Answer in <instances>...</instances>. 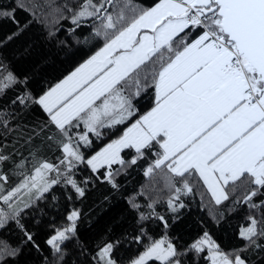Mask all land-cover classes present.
I'll use <instances>...</instances> for the list:
<instances>
[{
	"label": "snow or ice",
	"instance_id": "6c2138e0",
	"mask_svg": "<svg viewBox=\"0 0 264 264\" xmlns=\"http://www.w3.org/2000/svg\"><path fill=\"white\" fill-rule=\"evenodd\" d=\"M16 7L26 6L17 0ZM38 7L39 3L31 5ZM64 7L76 28L89 18L99 20V26L93 21V35L102 36L104 43L34 101L55 126L56 134L48 139L62 147L63 158L54 164L38 159L33 152L31 170L18 173L23 178L16 186L6 191L0 183V228L11 219L23 229L21 214L61 178L84 196V188L71 175L77 164L86 162L93 172L107 166L105 178L118 187L112 165H125L121 152L129 148H134L136 155L128 164H135L146 151L158 148L145 174L167 170L165 186L173 193L167 204L174 212L184 207L182 202L177 203L180 196L193 191L189 183L193 178L202 180L217 205L229 199V190L235 193L244 189L243 202L250 209L264 208V200L253 202L254 197L264 196V0H157L153 6L139 10L128 4L121 7L117 0H83L75 9ZM125 8L132 13L130 17ZM15 11L0 9V17L19 24ZM197 30L200 34L189 41ZM148 62L153 65L150 79L148 74L142 75V66ZM18 82L14 73L0 66V96ZM149 88L154 89V106L85 161L81 142L91 146L89 133L100 137L99 129L115 127L134 116L133 97ZM128 89L134 91L125 94ZM30 99L31 94L25 93L12 103L19 101L27 106ZM8 116L11 113L0 112V125L5 128ZM81 124L85 130L74 136L73 130ZM8 160L9 156L0 154V181L8 180L2 170ZM26 162L27 158L21 160L16 168L25 169ZM22 192H35V197L24 201ZM233 203L239 204L240 198ZM131 207L139 210L141 206L131 202ZM147 207L152 210L149 215H157L167 225L164 216L155 213L154 203ZM79 215L73 210L68 216L71 225L55 229V235L47 239L53 249L52 264H62L66 253L61 245L75 234ZM147 218L140 213L141 220ZM247 220L248 226L242 227L239 235L249 245L264 248L256 243L264 237V211L259 220L253 215ZM25 234L32 241V235ZM146 235L141 232V236ZM205 246L212 264H247L239 253H225L207 232L191 248L203 252ZM145 247L131 264H146L152 258L164 264H180L178 259H171L177 251L167 237ZM113 248L112 243L100 248L98 260L93 257L94 264H117L111 256Z\"/></svg>",
	"mask_w": 264,
	"mask_h": 264
},
{
	"label": "trees",
	"instance_id": "16d2710c",
	"mask_svg": "<svg viewBox=\"0 0 264 264\" xmlns=\"http://www.w3.org/2000/svg\"><path fill=\"white\" fill-rule=\"evenodd\" d=\"M16 2L17 0H0V9L16 8L15 19L19 21L17 24L10 18L0 17V66L14 73L19 81L0 96V112L11 113V116L5 117L9 120L7 128L0 125V154L10 157L2 165L8 180L0 181L4 183L6 191L23 178L18 173L26 170L30 172L31 153L35 152L38 159L54 164L63 158L62 147L48 139L56 134L55 126L50 123V117L43 107L34 101L87 60L104 43L102 36L93 35L95 18H89L79 28L71 23V13L64 6L75 9L83 0H22L26 6L24 9L16 7ZM156 2L157 0H117L119 6L128 4L129 8L135 6L137 10L151 7ZM33 3H39L40 7L31 8ZM129 8H125V14L130 17L132 13ZM112 10L110 7L109 11ZM95 24L99 26L100 21L95 20ZM73 28L75 31H70ZM199 34V30L194 31L188 38L189 41ZM9 37L12 38L8 39ZM85 37L88 38L87 42ZM152 69V63L148 62L142 66V75L148 74L150 79ZM133 91L134 89H128L125 94ZM25 93L31 94L27 106L19 101L12 103L17 96ZM132 103L136 109L134 116L115 127L99 129L100 137L89 133L91 146H85L81 142L80 151L85 161L117 139L127 127L154 106V89L149 88L146 92H141L140 96H134ZM84 130L81 124L72 134L75 136L76 132ZM157 150L158 148L146 151L145 156L135 164L127 163L136 155L135 149L122 150L125 165H112L114 180L118 185L116 188L105 178L107 166L93 172L86 162L77 164L71 170V175L84 188V196H79L61 178L60 183L54 185L42 199L34 200L32 207L21 214L23 229L9 219L0 228V264H52L53 249L46 241L55 234V229L71 225L68 216L73 210H77L80 215L76 220L75 234L61 245L66 253L62 264H94L93 257L98 260L97 253L108 243L114 245L111 256L117 264H129L146 249V245L162 237H167L176 248L177 256L171 259H178L180 264H209L210 253L207 247L203 252L191 248L205 232L225 253L233 256L239 253L247 264H264V248L249 245L239 235L241 228L248 226L247 217L253 215L259 220L264 208L250 209L243 202L246 194L244 189H238L235 193L229 190V199L217 205L202 180L193 178L189 181L193 191L182 194L177 202H182L184 207L172 211L167 204L168 198L173 195L165 186L167 170H156L151 176L145 174L156 158ZM25 158L26 168H16V164ZM20 195L24 201H28L30 196L35 197V192H22ZM237 197L240 198V203L234 204ZM260 200H264V196L253 198L255 203ZM131 202L139 204L140 209L132 208ZM152 203L155 213L163 215L167 225L157 215H149L152 210L147 205ZM140 213L149 218L141 220ZM142 231L147 235L141 236ZM25 233L32 235V241L27 240ZM256 243L264 245V237L258 238ZM241 249L244 251H240ZM13 250L15 255H12ZM146 264L164 262L151 259Z\"/></svg>",
	"mask_w": 264,
	"mask_h": 264
},
{
	"label": "rangeland",
	"instance_id": "374dc122",
	"mask_svg": "<svg viewBox=\"0 0 264 264\" xmlns=\"http://www.w3.org/2000/svg\"><path fill=\"white\" fill-rule=\"evenodd\" d=\"M76 68H77V67H76ZM76 68H75V69H76ZM75 69H74V70H75ZM74 70H73V71H74ZM73 71H72V72H73ZM68 75H69V74H68ZM68 75H67V76H68ZM64 78H65V77H64ZM64 78H63V79H64ZM63 79H62V80H63ZM60 81H61V80H60ZM60 81H59V82H60ZM59 82H58V83H59ZM55 85H56V84H55ZM54 235H55V234H54ZM163 238H164V237L159 238V239H163ZM159 239H156V240H159ZM168 241H169V240H168ZM164 247H167V244H165ZM205 247H206V246H205ZM145 250H146V249H145ZM145 250H144V251H145ZM144 251H143V252H144ZM143 252H142V253H143ZM142 253H141V254H142ZM141 254H140V255H141ZM140 255H139V256H140ZM139 256H138V257H139ZM138 257H137V258H138ZM209 257H210V256H209ZM137 258H136V259H137ZM152 259H155V258H152ZM150 260H151V259H150ZM148 261H149V260H148ZM162 262H163V261H162ZM129 264H131V263H129ZM209 264H212L211 259H210V263H209Z\"/></svg>",
	"mask_w": 264,
	"mask_h": 264
},
{
	"label": "crops",
	"instance_id": "0c3cea01",
	"mask_svg": "<svg viewBox=\"0 0 264 264\" xmlns=\"http://www.w3.org/2000/svg\"><path fill=\"white\" fill-rule=\"evenodd\" d=\"M66 77H67V76H66ZM61 81H62V80H61ZM61 81H60V82H61ZM57 84H58V83H57ZM54 86H55V85H54ZM54 86H53V87H54ZM51 88H52V87H51ZM51 88H50V89H51ZM50 89H49V90H50ZM130 126H131V125H130ZM205 186H206V185H205ZM209 193H210V192H209ZM210 195H211V193H210ZM213 199H214V198H213Z\"/></svg>",
	"mask_w": 264,
	"mask_h": 264
}]
</instances>
